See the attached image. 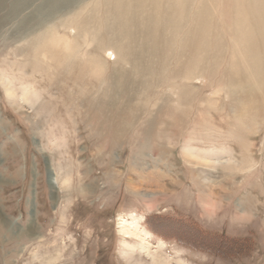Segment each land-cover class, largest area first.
<instances>
[{
  "label": "rangeland",
  "instance_id": "rangeland-1",
  "mask_svg": "<svg viewBox=\"0 0 264 264\" xmlns=\"http://www.w3.org/2000/svg\"><path fill=\"white\" fill-rule=\"evenodd\" d=\"M0 264H264V0H0Z\"/></svg>",
  "mask_w": 264,
  "mask_h": 264
},
{
  "label": "bare ground",
  "instance_id": "bare-ground-1",
  "mask_svg": "<svg viewBox=\"0 0 264 264\" xmlns=\"http://www.w3.org/2000/svg\"><path fill=\"white\" fill-rule=\"evenodd\" d=\"M25 97V96H24ZM23 99V98H22ZM25 99H26V97H25ZM24 99V100H25ZM28 100H26L25 102H27ZM49 184H50V186H52V187H55V185L57 184V182H56V180H55V178H54V176L53 175H50L49 176V182H48ZM54 189V188H53ZM131 226L133 227V229L134 230H137L138 229V226L136 225V224H131ZM146 236H148L149 234L148 233H144Z\"/></svg>",
  "mask_w": 264,
  "mask_h": 264
}]
</instances>
